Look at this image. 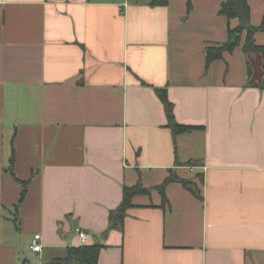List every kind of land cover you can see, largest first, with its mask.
I'll return each mask as SVG.
<instances>
[{"label": "crops", "instance_id": "crops-1", "mask_svg": "<svg viewBox=\"0 0 264 264\" xmlns=\"http://www.w3.org/2000/svg\"><path fill=\"white\" fill-rule=\"evenodd\" d=\"M225 1L0 0V264L93 244L98 264H264V89L246 32L206 66L239 26ZM245 4L259 27L264 0ZM158 89L199 128L174 136ZM170 176L194 186L168 183L164 201ZM138 183L148 192L110 229Z\"/></svg>", "mask_w": 264, "mask_h": 264}, {"label": "trees", "instance_id": "trees-1", "mask_svg": "<svg viewBox=\"0 0 264 264\" xmlns=\"http://www.w3.org/2000/svg\"><path fill=\"white\" fill-rule=\"evenodd\" d=\"M169 0H150L149 4L151 6H166ZM235 1L234 0H226L222 3L219 14L224 16L228 21L231 19H236L237 15L234 10ZM187 8L190 10V2L187 3ZM245 13L248 18L249 9L248 5L245 4ZM246 32L245 40L241 46L243 52L247 55L248 58V67H247V74L249 83L251 86L258 87L260 86L264 89V46L257 45L254 40V33L257 31L264 32V18L259 27H253L249 23L247 24L246 28H241L240 26L236 28H231L228 25V41L223 45L219 46H209L206 48V66L208 67L211 62L214 60L220 59L223 56L224 52H231L234 48L240 46V39L243 32ZM257 58L260 63V69L262 74L259 77H256L253 68L250 64V59ZM158 97L161 103L164 106L166 117L168 120V127L171 129L172 134L174 136L192 132L199 127L190 126V125H183L176 122L174 114H173V104L169 101L167 93L165 90L158 89L157 91ZM181 182L185 187L187 186H194V183L190 181H185L181 179H175V177L170 176L168 177L162 185H160L157 189L161 192L163 200L165 201L164 197V188L168 183L173 181ZM22 184V192L20 196L19 204H21L26 196L27 192V182H21ZM193 193L197 192L196 186L192 190ZM148 190L143 188L140 183L133 187H124L123 188V197L120 206L109 214V228L110 229H119L123 230L124 224V217L126 210L132 206V198L135 195L147 193ZM17 208V207H16ZM101 246L97 244L93 245H82L79 247H70L67 248V253L64 258H56L52 261L48 262L47 264H72L73 262H78L80 264H98V255Z\"/></svg>", "mask_w": 264, "mask_h": 264}, {"label": "water", "instance_id": "water-1", "mask_svg": "<svg viewBox=\"0 0 264 264\" xmlns=\"http://www.w3.org/2000/svg\"><path fill=\"white\" fill-rule=\"evenodd\" d=\"M235 5H234V10L237 15V19L239 20V26L241 28H246L247 27V16L245 13V3L246 0H234Z\"/></svg>", "mask_w": 264, "mask_h": 264}, {"label": "built area", "instance_id": "built-area-1", "mask_svg": "<svg viewBox=\"0 0 264 264\" xmlns=\"http://www.w3.org/2000/svg\"><path fill=\"white\" fill-rule=\"evenodd\" d=\"M78 232H79V237H80L81 243L82 244L87 243L89 236L84 234L81 231H78ZM30 248L33 252H36V253H39L42 250V244L40 243V235L39 234H37L33 237L32 244H31Z\"/></svg>", "mask_w": 264, "mask_h": 264}, {"label": "rangeland", "instance_id": "rangeland-1", "mask_svg": "<svg viewBox=\"0 0 264 264\" xmlns=\"http://www.w3.org/2000/svg\"><path fill=\"white\" fill-rule=\"evenodd\" d=\"M250 64H251V67L253 69H257V68H260V63H259V60L257 58H252L250 59ZM62 258H64L63 256L64 255H60ZM66 256V255H65ZM74 264H78L77 262H75Z\"/></svg>", "mask_w": 264, "mask_h": 264}]
</instances>
